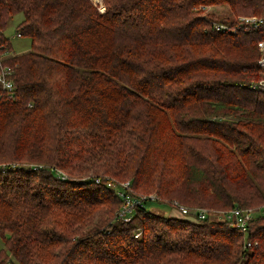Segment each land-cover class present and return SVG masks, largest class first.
<instances>
[{"label":"trees","instance_id":"trees-1","mask_svg":"<svg viewBox=\"0 0 264 264\" xmlns=\"http://www.w3.org/2000/svg\"><path fill=\"white\" fill-rule=\"evenodd\" d=\"M100 1L0 0V162L18 164L0 168V264H264V28L212 26L264 0ZM15 14L22 54L3 33ZM107 181L207 214L146 202L124 222ZM236 206L255 209L247 236L209 218Z\"/></svg>","mask_w":264,"mask_h":264},{"label":"built area","instance_id":"built-area-1","mask_svg":"<svg viewBox=\"0 0 264 264\" xmlns=\"http://www.w3.org/2000/svg\"><path fill=\"white\" fill-rule=\"evenodd\" d=\"M95 4H99L98 8L100 11H104L105 7L101 3L100 0H92ZM213 28L215 30L231 33L237 32L239 30L249 31V30H259L260 28H264V16H256V15H245L239 16L236 21L232 24H226L223 22L216 21L212 23ZM20 36V34H17ZM257 50H258V59H257V71L258 78L256 81L251 83V87L259 92H264V37L258 40L257 42ZM2 58H0V98L4 95L11 96L14 94V81L12 77V68L2 63ZM14 165H18L17 163H5L0 162V168L6 170L11 167L14 168ZM27 168H42L39 164L28 163L25 165ZM57 177L59 176L61 179L65 178V174L60 170H55ZM99 182V178L95 180ZM107 185L110 186L117 197L122 199V203L118 212L116 213V219H119L124 222H129L133 217V214L136 210V207H141L146 204V202L157 201V195L154 193L141 195V194H133L130 190V183L126 182H114L107 181ZM170 206L177 213V217L186 218L189 220L195 219H203L207 214V209H201L198 207H188L183 205L179 201H171ZM260 211L264 214V204L261 206ZM255 209L253 208H243V207H233L231 209H226L221 211L220 215L224 217L223 219L227 220L237 231L238 233L247 236L249 233V224L254 216ZM139 232L135 233L134 236L138 237ZM247 245H250V242H247ZM9 264V263H8Z\"/></svg>","mask_w":264,"mask_h":264},{"label":"rangeland","instance_id":"rangeland-1","mask_svg":"<svg viewBox=\"0 0 264 264\" xmlns=\"http://www.w3.org/2000/svg\"><path fill=\"white\" fill-rule=\"evenodd\" d=\"M207 11H211L212 13L222 15L224 13H228L224 6H216L213 8L208 9ZM21 15L20 14H15L12 16V19H10L9 23L3 30V33L6 35V37L9 39V43L11 44V48L14 53L16 54H22L25 53L26 51L30 50V42L28 37L24 36H17L15 33V27L17 23L21 20ZM148 209L157 212V213H164L165 215L168 216H174L177 217L176 211L173 209L172 206H170L166 202L159 203L158 201H153L151 203H148ZM260 213V212H258ZM209 218L211 219H216V220H221L224 217L222 214L220 215H213L209 214Z\"/></svg>","mask_w":264,"mask_h":264}]
</instances>
